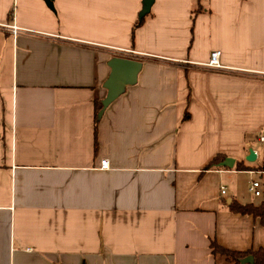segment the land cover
I'll list each match as a JSON object with an SVG mask.
<instances>
[{
	"label": "crops",
	"instance_id": "0c3cea01",
	"mask_svg": "<svg viewBox=\"0 0 264 264\" xmlns=\"http://www.w3.org/2000/svg\"><path fill=\"white\" fill-rule=\"evenodd\" d=\"M142 2L0 0V264H228L212 241L264 247L260 220L230 209L264 173L236 169L264 161V0H155L134 29ZM114 56L142 68L96 148ZM219 154L234 166L205 170Z\"/></svg>",
	"mask_w": 264,
	"mask_h": 264
},
{
	"label": "trees",
	"instance_id": "16d2710c",
	"mask_svg": "<svg viewBox=\"0 0 264 264\" xmlns=\"http://www.w3.org/2000/svg\"><path fill=\"white\" fill-rule=\"evenodd\" d=\"M202 7H198L194 9L193 13L196 14L200 12ZM144 23V18L137 20L134 29L139 27ZM102 108L101 101H95V145L97 148V128L100 118L98 116L99 111ZM226 158L225 155L219 154L208 165H206L205 170L211 169L213 167L219 166V164ZM236 169L238 170H256L264 172V161L258 163L256 165H247L244 161H237ZM261 200L258 203L254 202H247V203H240L234 200L230 204V209L233 212L241 213V214H249L253 215L254 217L258 218L260 222L264 225V193L260 196ZM212 252L216 257L223 258L228 264H251V263H244L243 260L246 259L248 256H253L254 263L252 264H264V247H261L257 250H247V251H239V250H232L226 248L216 241H212L211 243Z\"/></svg>",
	"mask_w": 264,
	"mask_h": 264
},
{
	"label": "water",
	"instance_id": "95a60500",
	"mask_svg": "<svg viewBox=\"0 0 264 264\" xmlns=\"http://www.w3.org/2000/svg\"><path fill=\"white\" fill-rule=\"evenodd\" d=\"M46 3L54 9L53 0H45ZM155 0H143L142 9L139 13V19H143L150 11ZM110 66V74L105 82V88L107 89L106 96L101 100L102 108L98 113L99 118L102 117L106 108L116 100L121 94H123L127 86L136 83L138 73L142 68V62L138 59L114 56L108 61ZM245 159L249 162H254L257 159V153L253 147H249L248 154ZM234 158L227 157L222 161L221 166L233 167ZM244 263H254L253 256H248L243 260Z\"/></svg>",
	"mask_w": 264,
	"mask_h": 264
},
{
	"label": "built area",
	"instance_id": "2783aa9c",
	"mask_svg": "<svg viewBox=\"0 0 264 264\" xmlns=\"http://www.w3.org/2000/svg\"><path fill=\"white\" fill-rule=\"evenodd\" d=\"M12 32L17 33L18 27L15 25L11 26ZM208 66L212 68H219L222 67L221 61H220V51H213L210 55L209 61L207 63ZM260 141L264 142V134L260 135ZM100 167L102 169H109L110 168V161L107 158L101 159ZM250 192H252L255 196H261L264 193V190L262 188V183L258 180H253L251 182V185L249 187ZM223 193H225V188L222 190Z\"/></svg>",
	"mask_w": 264,
	"mask_h": 264
},
{
	"label": "rangeland",
	"instance_id": "374dc122",
	"mask_svg": "<svg viewBox=\"0 0 264 264\" xmlns=\"http://www.w3.org/2000/svg\"><path fill=\"white\" fill-rule=\"evenodd\" d=\"M262 134H264V132ZM260 147L262 148V151L264 152V142H260ZM253 179L260 181V183H262V188L264 190V173L262 175L261 174H255L253 176ZM243 193L245 194L244 197L246 198V199H244V201L245 200H252L254 203H258L261 200L260 196H255L252 192H250L248 190L247 187H244Z\"/></svg>",
	"mask_w": 264,
	"mask_h": 264
}]
</instances>
